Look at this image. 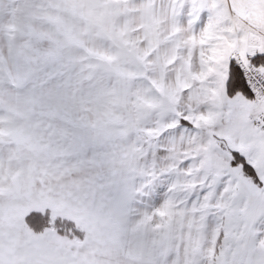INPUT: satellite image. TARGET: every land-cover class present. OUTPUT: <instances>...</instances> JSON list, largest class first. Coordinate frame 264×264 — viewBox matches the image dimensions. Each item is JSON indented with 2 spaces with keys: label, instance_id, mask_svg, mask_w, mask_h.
<instances>
[{
  "label": "snow or ice",
  "instance_id": "snow-or-ice-1",
  "mask_svg": "<svg viewBox=\"0 0 264 264\" xmlns=\"http://www.w3.org/2000/svg\"><path fill=\"white\" fill-rule=\"evenodd\" d=\"M0 264H264V0H0Z\"/></svg>",
  "mask_w": 264,
  "mask_h": 264
}]
</instances>
